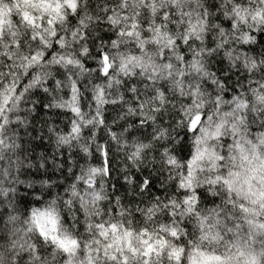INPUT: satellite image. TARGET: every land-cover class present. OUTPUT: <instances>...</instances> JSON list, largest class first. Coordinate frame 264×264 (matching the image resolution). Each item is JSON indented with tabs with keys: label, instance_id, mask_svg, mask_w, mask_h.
<instances>
[{
	"label": "clouds",
	"instance_id": "obj_1",
	"mask_svg": "<svg viewBox=\"0 0 264 264\" xmlns=\"http://www.w3.org/2000/svg\"><path fill=\"white\" fill-rule=\"evenodd\" d=\"M52 2L59 15L40 0H0V264H114L96 229L111 222L131 229L138 249L142 229L166 237L153 264H176L173 247L183 246V264L198 246L226 254L239 210L225 203L223 184H210L217 172L203 161L193 173L200 201L190 214L180 181L201 135L189 126L196 116L202 129L221 123L217 151L222 141L264 134V14L256 15L264 0ZM236 6L247 10L243 21ZM258 150L264 155V145ZM232 166L226 157L218 171ZM49 206L58 226L45 224V238L32 210ZM209 209L221 211V242L201 239L195 213L215 223ZM53 234L77 243L65 250ZM255 249L264 264V240Z\"/></svg>",
	"mask_w": 264,
	"mask_h": 264
},
{
	"label": "snow or ice",
	"instance_id": "obj_2",
	"mask_svg": "<svg viewBox=\"0 0 264 264\" xmlns=\"http://www.w3.org/2000/svg\"><path fill=\"white\" fill-rule=\"evenodd\" d=\"M30 2V0H25ZM41 3L47 5L45 11L54 12L59 15L60 8L58 2L54 4L52 0H40ZM70 5L74 4V0H66ZM232 14L240 21L247 18V10H241L239 6L232 9ZM264 13L257 11L256 15L260 16ZM4 12L0 10V26L5 24ZM25 21L35 25V18H30L27 12L24 13ZM49 25L53 23L52 19L48 21ZM229 23H233L229 21ZM43 27V24H41ZM247 38V37H246ZM41 51L48 47V42L40 37ZM23 42H20L22 46ZM60 46L59 43L53 45ZM45 59L47 57H44ZM32 59H37L36 53L32 54ZM107 60V56H105ZM109 69H104L107 72ZM39 80H37V83ZM226 117L229 113L224 114ZM203 117L196 116L189 125L192 129L200 132L201 135L195 137L194 141L188 146L187 156H185L186 166L182 173L180 181L181 187L186 188L184 194L185 212L193 213L200 197H193V191L199 192V189L193 182V173L202 167V162L209 163V170L216 171L215 176L209 177L210 184H223L224 192L227 195L225 203L233 209L239 210V218L233 225L227 227V231L233 234V238L228 241H223V236L219 231L221 221V211L219 209H209L215 216V223H209V216L201 215L196 212V218L199 222L201 239L211 240L213 242L223 241L227 245L226 254L221 255L215 251H205L201 247L192 249L188 256V264H258V253L255 245L264 240V217L261 216V211H264V155H261L259 146L264 145V134L257 133L258 139L253 142L251 139L244 136L241 140L234 137V142L222 141L221 150L217 151L215 144H211L213 140H221V123H217L214 128H200V122ZM211 119V117H209ZM7 121V117L0 116V126ZM211 144V146H209ZM227 145L229 152L224 153L223 148ZM233 162V166L223 174L220 166L225 158ZM110 167V161H108ZM99 198V193L96 194ZM238 199L246 201L236 203ZM248 204L252 205L249 207ZM113 211H116L114 209ZM148 212H152L149 208ZM154 214V213H153ZM170 215H175L171 213ZM231 217V213H229ZM33 222L39 227L40 233L45 238L48 237V232L45 231V224H50L52 231L55 232L58 226V218L55 209L49 206L46 209L32 210ZM242 222V223H241ZM97 234L107 241L103 254L114 262V264H153L154 258L165 255V249L168 248V240L166 237L157 236L152 239L153 233L146 228L142 229L138 234L143 244L142 248H137L133 243V231L125 228L123 233L120 231V226L116 222L108 224L98 223L96 225ZM215 229V231H212ZM161 231H167L172 237L183 241L184 237L180 235L178 229L173 225L170 228H165L161 225ZM187 234V233H186ZM111 237V239H109ZM53 241H58L59 245L65 250L70 244H76L75 240L61 239L55 234L51 236ZM100 244V240L96 241ZM111 250V251H109ZM91 251V250H90ZM97 256L100 255L101 249H95ZM167 256L170 260H175L176 264H183L184 248L183 246L168 249ZM89 264H94V261L89 258Z\"/></svg>",
	"mask_w": 264,
	"mask_h": 264
}]
</instances>
